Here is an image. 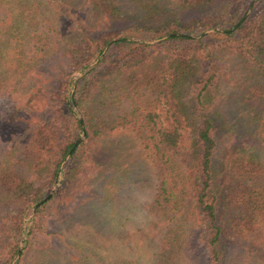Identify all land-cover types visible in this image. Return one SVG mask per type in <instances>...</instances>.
<instances>
[{"label": "trees", "instance_id": "trees-1", "mask_svg": "<svg viewBox=\"0 0 264 264\" xmlns=\"http://www.w3.org/2000/svg\"><path fill=\"white\" fill-rule=\"evenodd\" d=\"M21 24L32 26L29 52ZM231 88L264 93V0H0V190L24 192L0 216V233L10 225L0 264L81 171L83 193L71 192L38 264H264V151L217 153ZM131 136L155 181L142 221L124 231L113 214L139 188Z\"/></svg>", "mask_w": 264, "mask_h": 264}, {"label": "rangeland", "instance_id": "rangeland-1", "mask_svg": "<svg viewBox=\"0 0 264 264\" xmlns=\"http://www.w3.org/2000/svg\"><path fill=\"white\" fill-rule=\"evenodd\" d=\"M198 12L199 10L196 9L190 11L184 10L178 16L181 20L188 22L191 20L192 17H195ZM121 22L125 23L127 22V20H121ZM120 25L121 23H119L117 26ZM16 29L18 30V35L20 36L24 52H29L32 48V44L34 41V38L30 36V34L32 33V26L27 24H21ZM36 32H39V30H36ZM66 72H69V70L67 69ZM73 74L75 77L79 75L78 72H73ZM221 92L224 91L223 89H221V87H219L214 94L218 96L219 94H221ZM227 92H229L228 101L223 102V105L225 108L224 111L228 114V124L226 125V127H222L220 120H216V126L219 129L217 153L219 154V152L222 151V149H224L228 145L241 144L247 147H261L264 151V93L261 94V97L259 99H256L254 97L248 98L246 96V93H243V90L241 88H231L229 89V91H226V93ZM47 98L48 103H55V97H53V95H48ZM254 109L258 110L259 112L258 119L255 122L256 124L252 125L247 121L245 115H248V111H253ZM77 115L79 114L77 113ZM127 145V148L132 154L133 160L137 164V177L135 178L134 185L138 186L139 188L137 190H133L130 188V190L127 189L129 195L123 196V207H117L113 214V224L117 228L121 227V225L123 224V227L120 229L124 231L131 230L132 227L136 226V222L142 221L143 213L141 210V203L147 201L152 196V193L154 192L155 181L154 168L147 157V150L142 148V146L138 143L137 139L132 136L128 140ZM61 163H63V161ZM84 166L87 167L86 162ZM85 170L86 169H84V171ZM85 174L86 172L81 171L80 174L76 177V179H74L73 182L66 186V188L60 195L54 197L52 200H49L47 202V205L44 207V209L37 218V224L39 226L34 228V233H32L30 239L28 236V240H30V243L27 246L26 233L25 231L21 232L19 245H21L20 251L24 248V254L22 256L23 264H38L39 258L41 257L39 250L43 249L44 251V247L50 238L46 235L47 232L52 229L54 230V232L58 231V217L61 215V212H63L65 209L68 210L70 208L69 206L71 202L74 201L73 197L71 199V192H73V194L83 193L82 185L84 184V180L82 176H85ZM47 175L48 172L46 169L40 171L37 175V178L35 179V182H43L47 178ZM58 185L59 182L57 180L52 183L47 182V193L51 189H53L51 194L55 192L58 188ZM23 193L24 192H17L12 195V193H6L0 190V216H10L16 213L21 205ZM32 216L33 209L30 213V218H26L23 221L22 226L24 230H28ZM9 226V224H5V226L2 227V232L0 233V244L1 242L4 243L7 240V237L9 236ZM22 234L24 235V237L21 242ZM56 241L59 240L56 238L55 242ZM18 257L19 255L16 258Z\"/></svg>", "mask_w": 264, "mask_h": 264}, {"label": "water", "instance_id": "water-1", "mask_svg": "<svg viewBox=\"0 0 264 264\" xmlns=\"http://www.w3.org/2000/svg\"><path fill=\"white\" fill-rule=\"evenodd\" d=\"M210 29H211V28H208V29L204 30V32L207 31V30H210ZM150 41H153V40H150ZM73 85H74V83H73ZM72 91H73V86H72V88H71V92H72ZM78 117L80 118L79 115H78ZM82 137H83V134H81V136H79V138L74 142V144L71 146L70 149H72L73 146L76 144V142L79 141ZM52 190H53V189H51V190H50V191H49V192H48V193L42 198L41 201L45 200V199L51 194ZM23 237H24V235L22 234V235H21V242H22ZM20 247H21V245L18 246L17 251H16V254H15V256H14V258H13L11 264H14V260H15V258L19 255Z\"/></svg>", "mask_w": 264, "mask_h": 264}]
</instances>
